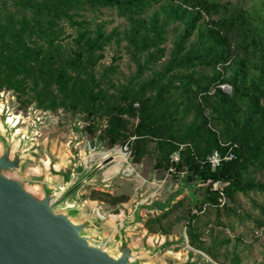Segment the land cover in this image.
<instances>
[{
	"label": "trees",
	"instance_id": "1",
	"mask_svg": "<svg viewBox=\"0 0 264 264\" xmlns=\"http://www.w3.org/2000/svg\"><path fill=\"white\" fill-rule=\"evenodd\" d=\"M220 1L16 0V9L25 17L14 24L0 16V94L14 93L21 106L37 103L45 111H81L89 118L106 119L110 149L135 138L134 165L141 164L146 147L155 143L167 164L180 153V161L173 164L179 171L187 169L191 182L228 184L222 193L229 198L264 194V184L254 178L264 171V13L251 14ZM156 7L160 12L147 19ZM107 9L127 21L124 42L138 78L166 58L167 29L182 28L162 74L114 94L105 87L116 86L94 72L116 35L99 30L92 37L81 21V13ZM205 20L209 25L204 27ZM63 24L76 31L75 38H67L73 46L68 58L61 48L66 40ZM118 61L114 58L113 64ZM199 70H210L212 76L196 78ZM115 71L112 67L109 73ZM224 82L230 94L220 88ZM193 113L195 119L186 123ZM123 116L139 121L128 137ZM230 151L235 159L212 170L207 158ZM219 197L220 192H214L209 201ZM111 199L113 205L127 201Z\"/></svg>",
	"mask_w": 264,
	"mask_h": 264
},
{
	"label": "rangeland",
	"instance_id": "2",
	"mask_svg": "<svg viewBox=\"0 0 264 264\" xmlns=\"http://www.w3.org/2000/svg\"><path fill=\"white\" fill-rule=\"evenodd\" d=\"M15 2L0 0L1 18L14 24L26 15L16 9ZM220 2L251 14L264 13V0ZM158 12L160 7L149 11L146 18H152ZM81 18L82 22L87 23L89 32L93 33L92 37L99 30L106 35H116L114 41L105 48V60L94 72L97 78L104 77L116 86L115 89H109L110 85L105 87L111 94L126 86L136 88L140 83L162 74L182 30L178 25L167 29L168 37L164 45L167 49L166 58L138 78V68L124 42L128 30L126 19L111 9L86 11L81 13ZM202 23L204 27L209 25L208 20ZM63 28L66 40L61 48L64 57L68 58L73 46L67 38H75L76 31L67 24H63ZM116 40L120 43L117 44ZM191 42H195V38ZM114 58H119L116 64H113ZM146 60L147 56H143L142 63ZM112 67L116 69L113 74L109 73ZM219 70L225 80L227 74L223 68ZM201 75L211 77L212 71L199 70L196 78ZM226 85L228 83L224 82L220 88ZM0 114L1 122L10 115L21 123V133L16 143H12L10 135L7 137L0 133V145L4 149L10 147L13 155L19 151L21 158L20 169L4 172V175L24 182L26 190L37 199L52 192L60 193L61 190H64L61 196L70 193L71 186L95 170L103 162V157H114V152L122 155L117 164H108L94 179L65 200L74 211L67 214L57 209L56 213L70 215L76 223L91 221L100 214L105 218L99 216L104 220L98 226L100 232L113 239L115 227L131 220L139 208L140 222L135 230L129 232V244L134 251H142L147 247L153 255L135 264H264V194L236 193L232 198L225 195L222 201L220 197L212 203L209 196L213 197L217 191L222 192L228 184L202 183L196 179L189 181L187 178L191 173L187 169L179 171L171 159L170 164L162 161L155 143L146 147L141 164L134 165L131 154L135 138L110 149V127L106 119L98 116L89 118L86 112L62 109L45 111L37 103L21 106L14 93L4 92L0 95ZM195 116L196 113H193L185 122H192ZM121 118L126 124L124 136L128 137L139 121L127 116ZM47 164H50L48 169ZM36 171L40 173L33 174ZM254 178L256 182L264 184V171ZM111 198H127V201L113 205ZM108 249L112 256L117 255L115 244H110Z\"/></svg>",
	"mask_w": 264,
	"mask_h": 264
},
{
	"label": "water",
	"instance_id": "3",
	"mask_svg": "<svg viewBox=\"0 0 264 264\" xmlns=\"http://www.w3.org/2000/svg\"><path fill=\"white\" fill-rule=\"evenodd\" d=\"M12 153L6 147L0 157V264H135L146 256L152 257L147 247L134 251L129 244L128 234L140 222L139 208L131 220L116 228L113 239L100 232L98 226L104 221L100 217L76 223L71 219L74 217L56 213L57 209L67 214L74 211L65 200L114 163L115 157L103 160L71 186L70 193L61 196V190L37 199L26 190L24 182L4 175L20 169V153ZM63 204H69L71 209L64 210ZM112 242L115 257L108 249Z\"/></svg>",
	"mask_w": 264,
	"mask_h": 264
},
{
	"label": "bare ground",
	"instance_id": "4",
	"mask_svg": "<svg viewBox=\"0 0 264 264\" xmlns=\"http://www.w3.org/2000/svg\"><path fill=\"white\" fill-rule=\"evenodd\" d=\"M3 114V112H2ZM0 114V115H2ZM10 115L7 116V119H5L4 122H1L0 121V133L1 135H5V136H11L12 140L14 141V143H16V138L19 137V134L21 133V130L19 129V126L21 125V123H19L16 119L12 118V117H9ZM17 145V144H16ZM17 147H20V145L18 144ZM4 151V146H1L0 145V153H2ZM13 154V153H12ZM105 155H102L101 157H103ZM115 157V164H117L119 161L120 158H122V155H120L118 152H114L113 155ZM108 157L105 156L103 157L102 159L105 160L107 159ZM50 167V164H47L46 165V169H48ZM56 170L59 169L58 166L55 167ZM40 171H36V172H33V174H39ZM32 191L34 192H37L36 189H33ZM62 208L64 210H67V209H71V206L69 204H63L62 205ZM101 217L102 219H105L104 217H102L100 214L97 215V217ZM114 220V218L112 219ZM75 224V223H74ZM115 230H116V227H115ZM117 231V230H116Z\"/></svg>",
	"mask_w": 264,
	"mask_h": 264
},
{
	"label": "built area",
	"instance_id": "5",
	"mask_svg": "<svg viewBox=\"0 0 264 264\" xmlns=\"http://www.w3.org/2000/svg\"><path fill=\"white\" fill-rule=\"evenodd\" d=\"M222 90L227 94L231 93V87L228 85L223 86ZM126 151H127V149H126ZM170 159L174 163H178L180 161V153H175L174 155L171 156ZM234 159H235V156L231 151L228 154H226L225 156L221 155L218 152H215L212 156L207 158V163L211 166L212 170H216V169L220 168L224 163L231 162ZM220 197L219 198L222 201V198H224V194L222 192H220Z\"/></svg>",
	"mask_w": 264,
	"mask_h": 264
}]
</instances>
